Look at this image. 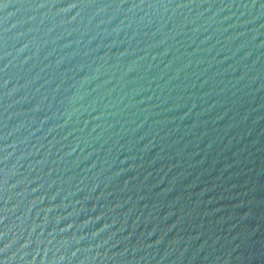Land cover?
<instances>
[{"label": "water", "instance_id": "1", "mask_svg": "<svg viewBox=\"0 0 264 264\" xmlns=\"http://www.w3.org/2000/svg\"><path fill=\"white\" fill-rule=\"evenodd\" d=\"M0 264H264V0H0Z\"/></svg>", "mask_w": 264, "mask_h": 264}]
</instances>
